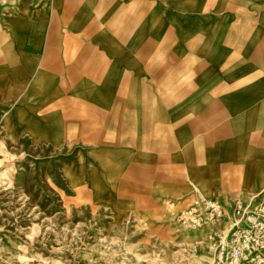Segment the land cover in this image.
<instances>
[{"label":"crops","instance_id":"0c3cea01","mask_svg":"<svg viewBox=\"0 0 264 264\" xmlns=\"http://www.w3.org/2000/svg\"><path fill=\"white\" fill-rule=\"evenodd\" d=\"M2 129L72 184L262 203L264 0H0Z\"/></svg>","mask_w":264,"mask_h":264},{"label":"rangeland","instance_id":"374dc122","mask_svg":"<svg viewBox=\"0 0 264 264\" xmlns=\"http://www.w3.org/2000/svg\"><path fill=\"white\" fill-rule=\"evenodd\" d=\"M6 137L0 130V264H264L221 255V235L248 204L212 218L192 177L173 193L72 184L71 142L31 144L28 155ZM195 208L196 219H181Z\"/></svg>","mask_w":264,"mask_h":264},{"label":"built area","instance_id":"2783aa9c","mask_svg":"<svg viewBox=\"0 0 264 264\" xmlns=\"http://www.w3.org/2000/svg\"><path fill=\"white\" fill-rule=\"evenodd\" d=\"M205 202L211 211L212 218L223 217L227 212L215 198H209ZM195 210L197 208L183 212L181 219L191 220L190 215ZM236 211L239 217L233 229L226 235H221L219 244L221 255L234 260L244 259L250 263L262 261L264 259V202L257 205L248 204L244 208L238 206ZM195 217L192 220L196 219Z\"/></svg>","mask_w":264,"mask_h":264},{"label":"bare ground","instance_id":"6f19581e","mask_svg":"<svg viewBox=\"0 0 264 264\" xmlns=\"http://www.w3.org/2000/svg\"><path fill=\"white\" fill-rule=\"evenodd\" d=\"M199 189V188H198ZM200 191L204 192L203 190L200 189Z\"/></svg>","mask_w":264,"mask_h":264}]
</instances>
